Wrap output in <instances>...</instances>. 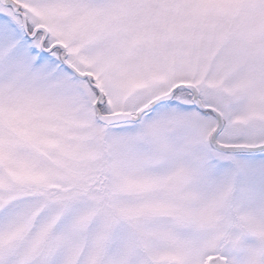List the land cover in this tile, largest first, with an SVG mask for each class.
<instances>
[{
    "label": "snow or ice",
    "instance_id": "obj_1",
    "mask_svg": "<svg viewBox=\"0 0 264 264\" xmlns=\"http://www.w3.org/2000/svg\"><path fill=\"white\" fill-rule=\"evenodd\" d=\"M0 264H264V0H0Z\"/></svg>",
    "mask_w": 264,
    "mask_h": 264
}]
</instances>
